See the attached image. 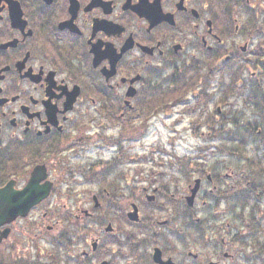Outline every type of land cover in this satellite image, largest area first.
Masks as SVG:
<instances>
[{
  "label": "flooded vegetation",
  "instance_id": "af4514ba",
  "mask_svg": "<svg viewBox=\"0 0 264 264\" xmlns=\"http://www.w3.org/2000/svg\"><path fill=\"white\" fill-rule=\"evenodd\" d=\"M0 218V264H264V0H0Z\"/></svg>",
  "mask_w": 264,
  "mask_h": 264
},
{
  "label": "water",
  "instance_id": "95a60500",
  "mask_svg": "<svg viewBox=\"0 0 264 264\" xmlns=\"http://www.w3.org/2000/svg\"><path fill=\"white\" fill-rule=\"evenodd\" d=\"M14 219L15 218H0V225L9 223V222L13 221ZM6 232H7V230H6Z\"/></svg>",
  "mask_w": 264,
  "mask_h": 264
},
{
  "label": "rangeland",
  "instance_id": "374dc122",
  "mask_svg": "<svg viewBox=\"0 0 264 264\" xmlns=\"http://www.w3.org/2000/svg\"><path fill=\"white\" fill-rule=\"evenodd\" d=\"M180 145H182V144H180V143H179V144H177V146H176V150H178V151H179V150H181V149H182V146H180Z\"/></svg>",
  "mask_w": 264,
  "mask_h": 264
}]
</instances>
